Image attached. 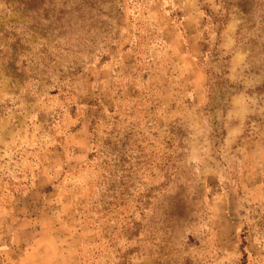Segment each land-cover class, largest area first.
Masks as SVG:
<instances>
[{"label":"rangeland","instance_id":"1","mask_svg":"<svg viewBox=\"0 0 264 264\" xmlns=\"http://www.w3.org/2000/svg\"><path fill=\"white\" fill-rule=\"evenodd\" d=\"M236 4L0 0V264H264V0Z\"/></svg>","mask_w":264,"mask_h":264},{"label":"trees","instance_id":"2","mask_svg":"<svg viewBox=\"0 0 264 264\" xmlns=\"http://www.w3.org/2000/svg\"><path fill=\"white\" fill-rule=\"evenodd\" d=\"M243 1L244 0H237L236 6H237V8L239 9L240 12H242L243 14H245L246 11H249V10L246 9L245 5L243 4ZM227 16L228 15H226V17L224 16L223 18H221L219 20L220 24L224 25L227 22Z\"/></svg>","mask_w":264,"mask_h":264}]
</instances>
